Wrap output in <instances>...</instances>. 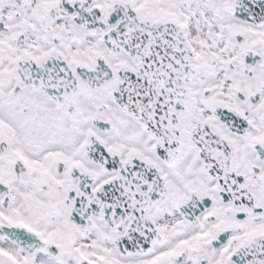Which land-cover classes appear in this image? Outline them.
<instances>
[{"label":"snow or ice","instance_id":"6c2138e0","mask_svg":"<svg viewBox=\"0 0 264 264\" xmlns=\"http://www.w3.org/2000/svg\"><path fill=\"white\" fill-rule=\"evenodd\" d=\"M0 264H264V0H0Z\"/></svg>","mask_w":264,"mask_h":264}]
</instances>
